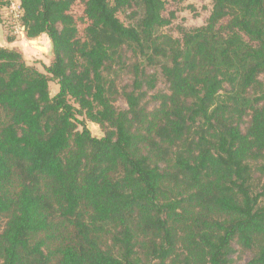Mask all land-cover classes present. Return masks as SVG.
<instances>
[{"label": "trees", "instance_id": "1", "mask_svg": "<svg viewBox=\"0 0 264 264\" xmlns=\"http://www.w3.org/2000/svg\"><path fill=\"white\" fill-rule=\"evenodd\" d=\"M20 1L54 58L0 45V264H264V0L179 38L168 0Z\"/></svg>", "mask_w": 264, "mask_h": 264}, {"label": "rangeland", "instance_id": "2", "mask_svg": "<svg viewBox=\"0 0 264 264\" xmlns=\"http://www.w3.org/2000/svg\"><path fill=\"white\" fill-rule=\"evenodd\" d=\"M213 7L212 0H168L166 16H171L172 22L170 25L161 29L160 32L172 35L175 38L182 37L181 31L183 29H189L197 26L205 25L208 22ZM137 14H133L132 9L122 11L120 18L127 24H135L137 19L142 15V11L138 9ZM74 12L81 15L83 12L82 5L79 3L74 6ZM134 16V17H133ZM0 27L2 40L7 42L16 41L15 47L23 53V56L27 63L36 66L39 70L46 73V66L51 64L54 58L52 43L47 34L36 37L28 38L25 33L12 34V27L9 24L8 9L4 8L0 10ZM150 72H156L158 74V85L157 88L150 93H154L159 90L167 91V83L161 74L160 68L148 67ZM132 81V75L126 71L122 72L118 78L119 85H129ZM50 94L53 96L59 89L57 80L51 79L49 82ZM121 107H127L124 98H121L118 103ZM151 107L156 105V102H151ZM80 119H82L80 117ZM87 126L90 128L92 133L96 136H102L103 131L101 127L89 120L86 121ZM237 247V252L234 253V259L236 262L245 263L247 262L252 253L242 252Z\"/></svg>", "mask_w": 264, "mask_h": 264}, {"label": "built area", "instance_id": "3", "mask_svg": "<svg viewBox=\"0 0 264 264\" xmlns=\"http://www.w3.org/2000/svg\"><path fill=\"white\" fill-rule=\"evenodd\" d=\"M8 9L9 24L13 28L12 34L25 33L23 25L24 10L20 0H11L5 7Z\"/></svg>", "mask_w": 264, "mask_h": 264}, {"label": "crops", "instance_id": "4", "mask_svg": "<svg viewBox=\"0 0 264 264\" xmlns=\"http://www.w3.org/2000/svg\"><path fill=\"white\" fill-rule=\"evenodd\" d=\"M5 8V7H4ZM4 8H1V9H4ZM0 9V10H1ZM43 35H45V34H42L41 36H43ZM41 36H39V37H41ZM2 34H1V27H0V45H2V46H5V47H9V48H14L15 47V45H13V44H15L16 43V41H13V42H7V41H5L4 39L2 40Z\"/></svg>", "mask_w": 264, "mask_h": 264}]
</instances>
